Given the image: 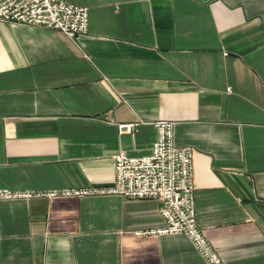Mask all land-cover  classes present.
Masks as SVG:
<instances>
[{
  "label": "crops",
  "instance_id": "obj_1",
  "mask_svg": "<svg viewBox=\"0 0 264 264\" xmlns=\"http://www.w3.org/2000/svg\"><path fill=\"white\" fill-rule=\"evenodd\" d=\"M88 33L0 22V264H203L159 201L48 196L114 185L156 121L194 150L197 223L227 264H264V0H68ZM142 123L134 133L119 125Z\"/></svg>",
  "mask_w": 264,
  "mask_h": 264
},
{
  "label": "built area",
  "instance_id": "obj_2",
  "mask_svg": "<svg viewBox=\"0 0 264 264\" xmlns=\"http://www.w3.org/2000/svg\"><path fill=\"white\" fill-rule=\"evenodd\" d=\"M0 22L56 30L71 38L88 33L89 8L68 0H0ZM142 123L119 125V133H134ZM157 139L149 154L131 156L119 152L115 156L116 175L110 187L55 191L48 196L77 197L117 195L125 199L159 201L164 226L142 234L184 235L191 240L203 264H227L197 223L194 150L175 143V122L156 121ZM33 193H17L0 189V200L31 197Z\"/></svg>",
  "mask_w": 264,
  "mask_h": 264
}]
</instances>
